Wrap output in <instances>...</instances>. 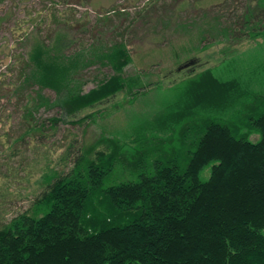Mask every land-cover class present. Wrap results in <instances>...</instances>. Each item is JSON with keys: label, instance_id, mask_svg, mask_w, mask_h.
<instances>
[{"label": "trees", "instance_id": "trees-1", "mask_svg": "<svg viewBox=\"0 0 264 264\" xmlns=\"http://www.w3.org/2000/svg\"><path fill=\"white\" fill-rule=\"evenodd\" d=\"M230 1L237 5L219 13L221 33L264 38V0ZM229 5L223 0L221 8ZM5 20L0 15V25ZM54 20L48 37L37 36L42 22L24 31L18 44L30 35L33 42L0 73V98L27 91L19 128L15 122L6 127L13 113L0 114V144H9L12 155L46 152L41 147L61 120L108 114L119 105L95 107L127 88L131 101L145 91L138 78L123 75L132 59L125 41L76 49L79 31L90 25L78 20L67 28ZM98 60L113 73L84 90L80 70ZM249 71L255 83L250 92L239 74L221 80L206 69L139 131L133 126L121 137L71 142L59 155L62 168H41L30 204L0 220V264H264V57ZM234 103L241 106L235 118L240 124L227 117L236 111ZM49 104L63 116L35 115Z\"/></svg>", "mask_w": 264, "mask_h": 264}, {"label": "rangeland", "instance_id": "rangeland-1", "mask_svg": "<svg viewBox=\"0 0 264 264\" xmlns=\"http://www.w3.org/2000/svg\"><path fill=\"white\" fill-rule=\"evenodd\" d=\"M153 1L156 0L0 2V15L7 16V20L0 25V73L5 74V65L14 61L15 53L29 48L34 36L30 35L21 44H18V39L34 31L35 23L42 22L40 28L36 29L39 31L37 36L48 37L51 33L49 24L54 23V19H61L67 28H72L71 25L80 20L87 22L90 30L79 31L76 49L94 51L93 47L96 50L108 47L115 41H125L132 59L125 66L123 75L138 78L145 87V91L140 92L135 101H131L132 92L127 88L116 98L95 107L96 110L109 111L115 104L119 105L108 114H97L93 119L78 123L61 120L55 129L49 130L47 144L41 147L46 152L28 150L12 155L8 150L9 144H0V220L12 217L30 204L39 189L37 181L41 177V168L47 163L62 168L59 155L71 142L89 145L101 136L117 134L121 137L125 132L128 133V127L133 126L139 131V127L142 128L154 113L167 109L191 77L203 75L206 69H210L221 80L236 78L239 74L238 78L242 77L241 87L249 92L255 86L252 82L253 72L249 70L263 60L264 38L259 37L257 41L248 37L240 40L226 38L218 21L221 19L219 13L235 10L236 2L229 0V8L222 9L223 0H179L172 5H168L169 0L165 2L166 5L163 0H158L157 10L150 11ZM258 69H261L260 66ZM14 71L16 73V68ZM80 71L84 90L94 87L100 79L113 73L109 65L99 60ZM12 74L3 77L6 78L4 81ZM24 92L12 93L10 96L5 92L0 98L2 117L6 118L8 113L14 115L6 127H11L10 124L15 122L14 129L19 128L17 121L23 112L21 105L25 101ZM43 93L50 98L55 95L50 89L43 90ZM248 98L245 99L250 102V95ZM234 106L236 111L228 113L227 117H233L234 123L240 124V118H235L241 106L239 103H234ZM89 111L80 112L71 119L79 118ZM35 115L49 118L63 116V113L58 106L49 104L38 108ZM252 137L256 135L252 134Z\"/></svg>", "mask_w": 264, "mask_h": 264}]
</instances>
